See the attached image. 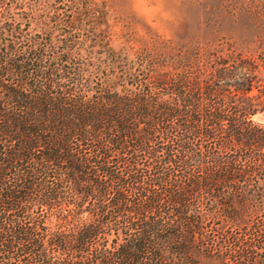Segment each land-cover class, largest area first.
<instances>
[{
    "label": "trees",
    "instance_id": "obj_1",
    "mask_svg": "<svg viewBox=\"0 0 264 264\" xmlns=\"http://www.w3.org/2000/svg\"><path fill=\"white\" fill-rule=\"evenodd\" d=\"M18 2L0 0V264H264V56L131 65L71 5Z\"/></svg>",
    "mask_w": 264,
    "mask_h": 264
},
{
    "label": "rangeland",
    "instance_id": "obj_2",
    "mask_svg": "<svg viewBox=\"0 0 264 264\" xmlns=\"http://www.w3.org/2000/svg\"><path fill=\"white\" fill-rule=\"evenodd\" d=\"M18 1L25 6L38 1L59 11L71 5L81 13L80 32L101 40L94 50L105 45L131 65H232L230 55L264 56L258 46L259 35L264 36V0ZM38 20L29 27L33 34L41 32ZM253 119L264 124V115Z\"/></svg>",
    "mask_w": 264,
    "mask_h": 264
}]
</instances>
